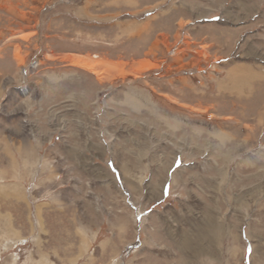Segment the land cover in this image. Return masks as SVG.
<instances>
[{"label":"rangeland","instance_id":"374dc122","mask_svg":"<svg viewBox=\"0 0 264 264\" xmlns=\"http://www.w3.org/2000/svg\"><path fill=\"white\" fill-rule=\"evenodd\" d=\"M0 264H264V0H0Z\"/></svg>","mask_w":264,"mask_h":264}]
</instances>
